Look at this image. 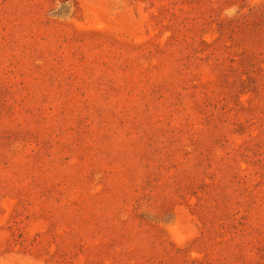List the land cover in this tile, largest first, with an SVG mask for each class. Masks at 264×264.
I'll return each mask as SVG.
<instances>
[{"label": "rangeland", "instance_id": "rangeland-1", "mask_svg": "<svg viewBox=\"0 0 264 264\" xmlns=\"http://www.w3.org/2000/svg\"><path fill=\"white\" fill-rule=\"evenodd\" d=\"M0 264H264V0H0Z\"/></svg>", "mask_w": 264, "mask_h": 264}]
</instances>
